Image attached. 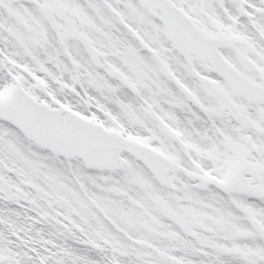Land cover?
<instances>
[{"label": "snow or ice", "instance_id": "6c2138e0", "mask_svg": "<svg viewBox=\"0 0 264 264\" xmlns=\"http://www.w3.org/2000/svg\"><path fill=\"white\" fill-rule=\"evenodd\" d=\"M0 264H264V0H0Z\"/></svg>", "mask_w": 264, "mask_h": 264}]
</instances>
